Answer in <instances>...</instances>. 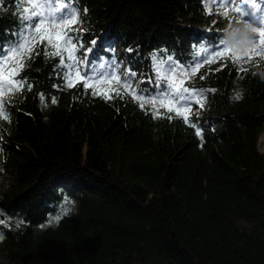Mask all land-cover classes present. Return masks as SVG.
Returning a JSON list of instances; mask_svg holds the SVG:
<instances>
[{
	"label": "trees",
	"instance_id": "1",
	"mask_svg": "<svg viewBox=\"0 0 264 264\" xmlns=\"http://www.w3.org/2000/svg\"><path fill=\"white\" fill-rule=\"evenodd\" d=\"M256 3L263 8L264 0ZM21 5L30 0H0V47L14 39ZM221 6L79 0L77 32L85 50L93 47L89 59L119 62L117 75L136 78L126 90L120 77V96L92 95L74 74L67 87L55 67L60 58L42 48L20 72L27 83L5 99L9 119L0 117V261L264 264V59L191 63L233 23ZM154 55L184 68V87L203 92L200 103L177 116L137 98L140 89L154 93L147 83ZM239 91L243 100L233 101ZM59 187L78 207L53 227L64 209Z\"/></svg>",
	"mask_w": 264,
	"mask_h": 264
},
{
	"label": "snow or ice",
	"instance_id": "2",
	"mask_svg": "<svg viewBox=\"0 0 264 264\" xmlns=\"http://www.w3.org/2000/svg\"><path fill=\"white\" fill-rule=\"evenodd\" d=\"M219 3L227 7L232 4V0H219ZM78 6L79 0H76L75 4L71 0H67L66 3H58V0H30L29 8L20 6L22 11L18 13L19 27L14 33V39L6 41V46L0 47V117L4 120L9 119L5 115L7 101L4 97L7 93L23 90L27 83L26 80L24 77L19 79L16 77L25 69V60H31L34 56L41 54L38 50L41 46L44 48V56L60 58L59 65L55 67L59 75L67 81V87L74 86L72 80L74 74L76 80L83 81L85 90L92 89V95H97L95 91L97 85L110 84L112 80L119 83L121 76L124 77L123 87L126 90L131 88V82L136 78L135 71L125 70L117 75L120 68L119 62L100 63L97 66L89 59V54L93 53V47L90 46L85 50L81 35L71 28L78 14L76 11ZM232 6L237 13L238 20H245V16L251 14L259 19L261 24H264V15H258L262 9L257 5L256 0H244L241 5ZM224 15L226 16L227 12ZM250 23L253 24V22ZM217 37L215 43L208 48L207 55L197 57L191 62L196 68H199L205 61L226 56H230L233 61L251 60L254 56L264 59V27H256L255 43L242 54L227 47L223 33H218ZM96 43V40L91 41L92 46ZM49 47L52 49L51 52L47 50ZM152 61L156 75L154 78H149L147 83L151 89H154V93L149 89H140L138 99L153 105L159 103L162 108L167 109L168 113L175 112L177 116L181 114L182 109L186 110L193 104L201 102L203 92L190 91L188 87L183 86V81L176 82L175 78L184 71L181 65L175 63L170 56L161 59L154 55ZM9 62H11V67H9ZM97 67L104 71H97ZM188 67H191V64ZM82 72L83 75H81ZM28 91H31V84H28ZM116 95L120 96V92L116 91ZM145 95H148L150 99L145 100ZM51 102L55 104L56 99L53 98ZM177 104L179 107H176ZM140 107L143 108L144 104L142 103ZM197 134H199V129H197ZM60 218L59 215L55 217L57 222ZM17 227H19V222Z\"/></svg>",
	"mask_w": 264,
	"mask_h": 264
},
{
	"label": "clouds",
	"instance_id": "3",
	"mask_svg": "<svg viewBox=\"0 0 264 264\" xmlns=\"http://www.w3.org/2000/svg\"><path fill=\"white\" fill-rule=\"evenodd\" d=\"M256 27L247 20H240L239 22H233L228 24L223 29V39L226 41L227 47L231 48L236 53H244L248 48L252 47L255 43ZM261 80H264V72L259 73ZM244 98L243 91L237 92L231 97L233 101L240 102ZM57 194L62 195L61 204L64 205V211L60 215V220L63 217H71L76 214L77 202L65 193L62 187L57 189ZM3 197L0 196V200ZM56 217V216H55ZM55 217L52 218V226L58 227L59 222L56 221ZM59 220V221H60ZM0 243L3 242L5 236L0 233ZM0 264H6L4 261H0Z\"/></svg>",
	"mask_w": 264,
	"mask_h": 264
},
{
	"label": "rangeland",
	"instance_id": "4",
	"mask_svg": "<svg viewBox=\"0 0 264 264\" xmlns=\"http://www.w3.org/2000/svg\"><path fill=\"white\" fill-rule=\"evenodd\" d=\"M244 3V0H232V5H236V6H239L241 4ZM230 5H228L227 7H224V6H221V7H218L216 10L218 13H225L227 12V16L229 17L230 20L233 19V22H235L234 20L236 18H238L237 16V13L235 12L234 8L233 7H229ZM245 9H247V5L244 6ZM227 8V9H226ZM77 11V16L75 17L73 23L71 24V28L74 30V31H78L79 27H78V20L80 19L81 17V14H80V11L79 9L77 8L76 9ZM262 13H260L261 15H264V6L262 8ZM258 13V15H260ZM253 25L255 27H264V24H261L260 23V20L253 17ZM40 48L44 49L43 46H41ZM39 48V49H40ZM49 52L52 51V49L49 47L47 49ZM227 58L228 56L226 57H221L219 59H216V60H209L208 63L213 65L214 67H222V65L224 64V62L227 61ZM253 60H260L259 57H253L251 60H237L238 61V64L241 65V66H246L248 65L251 61ZM28 62L29 60H25L24 63H25V67L28 65ZM9 67H11V62H9ZM18 77V76H17ZM16 77V79H18ZM176 82L179 83L180 81H183V86H185V83H186V80L187 78H184L183 77V72L180 73L179 76H177L176 78ZM121 81H119V83H117L115 80H112V82L110 84L108 83H105V84H101V85H97L96 89H98L99 91H103L105 93H110V92H114V91H117L119 90V88L121 87L120 85ZM21 92V91H19ZM19 92H11V93H7L4 97V99H7L8 101L12 100L13 98H15L17 96V94H19ZM204 100V104L206 105L207 103L205 102V99ZM259 145H260V150L261 152H264V133L260 136V139H259Z\"/></svg>",
	"mask_w": 264,
	"mask_h": 264
}]
</instances>
